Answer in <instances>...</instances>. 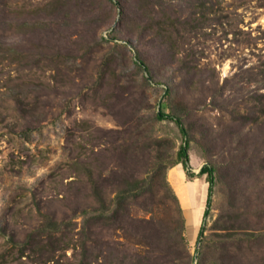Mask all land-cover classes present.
I'll use <instances>...</instances> for the list:
<instances>
[{
    "label": "rangeland",
    "instance_id": "1",
    "mask_svg": "<svg viewBox=\"0 0 264 264\" xmlns=\"http://www.w3.org/2000/svg\"><path fill=\"white\" fill-rule=\"evenodd\" d=\"M156 1L147 0L145 9L144 0H0V246L4 227L6 237L21 234L34 225L38 210L62 209L74 159L135 139L122 130L126 123L129 130L139 128L140 143L147 145L135 154L107 151L105 175L114 172L112 180L129 181L132 173L145 177L157 163L164 167L173 160L180 144L174 124L154 121L150 129L153 114L168 113V104L194 134L188 148L194 176L180 164L164 171L183 230L157 178L153 209L165 235L119 230L105 235V243L118 255L137 252L161 263L165 257L171 264H197L202 221L203 236L229 232L215 227L264 231V162L254 161L227 185L217 184L205 216L208 183L206 175L196 176L206 164L236 161L242 134L264 135V0ZM152 7L163 14L164 25L166 16L186 21L194 15L197 27L189 31L184 23L178 36L160 39L143 18ZM140 59L146 70L134 64ZM246 118L254 121L243 123ZM149 135L151 150L143 141ZM245 145L255 151L251 141ZM255 149L263 159L264 144L257 142ZM178 185L198 194L200 221L193 231V210H187L186 192ZM130 215L150 218L143 206ZM252 251L260 260L264 245L256 241Z\"/></svg>",
    "mask_w": 264,
    "mask_h": 264
},
{
    "label": "trees",
    "instance_id": "2",
    "mask_svg": "<svg viewBox=\"0 0 264 264\" xmlns=\"http://www.w3.org/2000/svg\"><path fill=\"white\" fill-rule=\"evenodd\" d=\"M152 1L157 4L156 0ZM144 2L143 7L146 9L147 0ZM159 14L163 16L152 7L150 11L147 9V12H144L143 18L146 19V27L155 28L157 37L160 39H171L172 36H178L182 27L180 25L184 23L189 26V31H193L197 27L195 22L197 23L198 20L194 18V15L188 17L186 21H181L179 17L171 20L169 16H166V25H164L160 22ZM165 27L170 30L166 31ZM134 64L138 67L144 66L141 59ZM171 93L172 90L166 88L164 95L169 97ZM167 107L169 108L168 113L158 110L153 114L150 129L154 127V121L167 120L174 124L180 144L174 153L173 160L164 167L157 163L151 169V173L145 177L132 173L128 175L129 181L112 180L114 172L105 175L104 171L108 167V165L105 166L107 151L121 152L123 155L129 152L135 154L137 151L144 150L147 145L143 142V147L141 144L142 132L140 134L137 132L139 128L135 132V130H129L130 123L124 124L126 127L122 130L129 134L127 136L131 137V134L135 136V139L130 140L129 144H117L115 147L100 150L101 152L93 154L94 156L74 159L71 164V168L75 172L71 182L72 189H70V196L65 198L66 204L60 211L59 209L51 210L49 207L44 212L38 210L34 225L25 229L21 234H11L6 237L3 232L6 227L3 228L1 236L5 242L0 246V264H171L174 262L173 260L169 262L163 257L166 263H161L151 254L148 257H142L137 252L118 255L119 253L110 249V246L104 241L105 235H110L111 232L117 234L119 230H122L125 235H127L126 231L129 232L128 235H165V231H161L158 227L153 209V200L156 196L155 188L157 189L154 184H157V178L161 180L159 182L161 185L163 184L168 196L177 207V214L183 230L181 209L177 197L166 181L164 171L166 168L180 164L189 177L194 176L188 171V148L191 140H194V134H191V128L186 126L179 111L171 104H168ZM248 119L254 121L252 118ZM248 119H244L243 123ZM237 129L239 128L237 127ZM122 130L116 129L112 132L120 134ZM151 138L149 135L143 139V141L149 142L150 150ZM248 141H251V147L255 151L249 152V147L245 145ZM257 142L264 144V135L256 137V135L242 134L237 149L240 157L236 161L225 160L218 165L209 163L200 169L196 176L206 175L208 183L204 216L209 212L211 196L217 184L227 185L228 179L233 181L237 174L240 175V172L246 173L252 169L254 161L257 162V165L264 162V158L256 157L258 151H256L255 145ZM257 165L256 168L259 169L260 167L258 168ZM139 206L144 207L150 218L130 215V209ZM77 217H80L79 223L75 221ZM129 227L133 230L130 231ZM214 230L229 232L225 235L203 236L202 221L199 235L201 238L198 239L197 264H264V256L259 260V258H255L252 251L256 247V241H260L264 245V231L250 229L251 231L239 234L223 227H215ZM68 252L70 255H67Z\"/></svg>",
    "mask_w": 264,
    "mask_h": 264
},
{
    "label": "crops",
    "instance_id": "3",
    "mask_svg": "<svg viewBox=\"0 0 264 264\" xmlns=\"http://www.w3.org/2000/svg\"><path fill=\"white\" fill-rule=\"evenodd\" d=\"M180 172V171H179ZM181 173V172H180ZM182 175V174H181ZM179 188H181L182 192H186V196L183 195L184 198V204L187 207V210H189L191 212V210H193V212H191V215H189V219H188V228L190 230H194V228L196 226H198V221H200V208L196 207L198 204V194L195 188H186L183 186H179Z\"/></svg>",
    "mask_w": 264,
    "mask_h": 264
},
{
    "label": "water",
    "instance_id": "4",
    "mask_svg": "<svg viewBox=\"0 0 264 264\" xmlns=\"http://www.w3.org/2000/svg\"><path fill=\"white\" fill-rule=\"evenodd\" d=\"M199 171H200V169L198 170V172H197V173H199Z\"/></svg>",
    "mask_w": 264,
    "mask_h": 264
}]
</instances>
